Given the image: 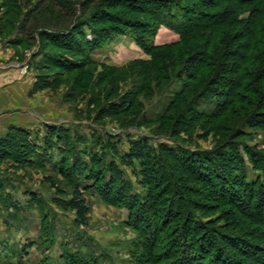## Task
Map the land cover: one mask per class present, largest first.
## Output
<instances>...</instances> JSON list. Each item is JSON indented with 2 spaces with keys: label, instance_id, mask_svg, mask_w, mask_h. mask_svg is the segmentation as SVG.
I'll return each instance as SVG.
<instances>
[{
  "label": "trees",
  "instance_id": "trees-1",
  "mask_svg": "<svg viewBox=\"0 0 264 264\" xmlns=\"http://www.w3.org/2000/svg\"><path fill=\"white\" fill-rule=\"evenodd\" d=\"M6 1L10 6L14 5V9L21 6L15 0ZM80 1L78 4L77 0H71V5H68L71 19L67 24L69 27L65 25L66 29L38 26L36 30L54 48L74 52L84 57L83 61L70 59L68 63L59 57L52 62L50 59L58 54L49 53L45 55V65L51 67L55 63L72 69L96 63L90 56L93 49L104 44L110 33L131 29L138 42L153 57V61L146 65L158 64L163 76L167 77V64L171 63L177 67L174 69L181 71V75L187 73L190 78L187 88L176 94L165 115L160 116V121L164 122L161 128L174 133L177 119L181 120L180 125L190 124L194 128L206 119L211 126H218L221 132L218 146L210 151L169 145L157 147L150 138L141 137L129 139L127 150L121 152L120 142L113 141L110 136L106 139L95 136V142L105 153L99 155L91 149L77 150L75 147L76 141H88L86 135L78 136L75 140L68 130L50 126L51 132L45 139V146L41 147L37 141L31 140L29 131L17 129L6 141L0 142V148L11 143L15 155H22L20 160L24 158L28 162H35L37 159L44 167V163L49 161L55 166L54 169L58 168L67 176L72 190L58 205L63 211L75 213L74 224L78 227L89 223L91 207L87 193L98 192L106 198L110 196L112 202L126 206L131 213V223L149 237V259L156 260L158 257L165 261L163 264H250L248 260L237 259L223 243L224 240L239 253L245 252L246 245L247 252L264 264V230H257L263 236L255 232L257 240L245 236L248 231L254 230L253 226H264V152L249 147L239 139L245 137L244 127L248 123L264 127V0ZM90 3H95L94 7L98 6L92 19L87 18ZM118 5L126 16L136 13L141 14L143 19L135 16H98L99 10L104 11L110 6L117 8ZM77 6L79 9L83 6V12H77ZM110 21H116L124 27L109 31L101 26ZM85 24L95 35V40L88 39L86 30L81 27ZM162 24L178 31L180 39L174 43L154 45L152 39ZM13 42L15 44L19 40ZM167 51L173 53L166 55ZM223 86L227 88L224 90ZM208 93L224 99L217 100L211 111L195 112L194 109L193 112V108ZM131 104H127L124 109H128ZM240 104L244 107L236 106ZM115 106L113 104L110 108L116 109L119 104ZM190 112L193 115L188 118ZM228 112H231L230 116ZM222 117V122L214 120ZM243 144L254 169L262 171L254 181L250 180L247 162L240 150ZM53 147L60 152V162L58 155L50 151ZM126 167L132 168L136 175H142L143 180L139 182L152 189L146 201L126 177ZM179 171L180 174H177ZM45 180L62 191L54 177L47 176ZM192 182L201 186H195ZM187 191L194 196L188 198ZM28 194L27 205L38 200L36 193L29 191ZM206 194H210L214 202L229 206V216L232 218L227 224L230 223L228 227L233 232L221 230L216 221L203 220L197 210L206 211L213 206V202L203 203L198 197ZM12 206L15 212L22 208L20 202H13ZM148 211L157 213V219L161 216L159 229L153 230L151 234L144 232L150 223L148 219L156 222ZM10 215L15 218L14 213ZM172 223L175 226H170ZM165 231L168 233L164 234ZM158 243L162 244L159 252L155 250ZM63 258L65 264H102L97 254H84L79 249L73 251L66 248ZM23 259H20L19 264H24ZM43 263L47 264V260Z\"/></svg>",
  "mask_w": 264,
  "mask_h": 264
},
{
  "label": "rangeland",
  "instance_id": "rangeland-1",
  "mask_svg": "<svg viewBox=\"0 0 264 264\" xmlns=\"http://www.w3.org/2000/svg\"><path fill=\"white\" fill-rule=\"evenodd\" d=\"M15 1L19 2L20 8L14 9V5L10 6L8 1L0 0V142L6 141L17 129H22L29 131L30 139L37 141L42 147L51 132L50 126H53L68 130L75 140L78 136L86 135L88 141H76L75 147L77 150L91 149L99 155L105 153L95 142V136H101L103 139L110 136L113 141L120 142L121 152L127 150L129 139L141 137L150 138L152 144L157 147L169 145L175 148L210 151L218 146L221 132L218 131V126H211L206 119L201 121V125H195V128L190 124L180 125L181 120L177 119L178 125L174 127V133L161 128L164 122L160 121V116L167 111L176 94L187 88L190 78L187 73L181 75V71L174 69L177 67H173L171 63L167 64V77L163 76L158 64L146 65L153 61V57L138 42L131 29L110 33L104 44L93 49L90 56L96 63L85 66L78 64L79 66L72 69L55 63L47 67L45 55L49 53L58 54L50 59L52 62L57 61L59 57L61 61L66 62L70 59L82 62L84 59L74 52L54 48L36 30L38 26L54 30L64 29L70 23L68 5L72 2ZM89 6L87 18L92 19V15L98 11V6L94 7L95 3H90ZM80 8L77 6L76 11L83 12V6ZM121 9L119 5L117 8L110 6L104 11L99 10L98 16H135L143 19L141 14L136 13L126 16ZM64 19L67 22L64 23ZM101 26L109 31L119 26L124 27L116 21L106 22ZM81 27L86 30L88 39H96L88 24ZM74 36L79 40L77 35ZM179 39L178 31L162 24L152 42L154 45H165ZM14 40L19 42L14 44ZM170 52L167 51L166 55L173 53ZM229 77L232 75L229 74ZM226 88L222 87L224 90ZM223 99L222 96L208 93L204 100H200L198 106L193 108V112L194 109L195 112L211 111L215 108L217 100ZM130 103L133 104L124 109ZM113 104H116L115 107L119 104L118 108H110ZM236 106L244 107L241 104ZM230 114L231 112H228L229 116ZM188 115L190 118L193 113ZM223 119L224 117L214 120L222 122ZM244 130L245 137L239 139L249 147L264 152L263 125L248 123ZM10 145L6 143L5 147L0 148V264H19L21 258H24V264H45L44 260H47V264H65L63 251L66 248L73 251L79 249L84 254L93 252L98 255L102 264L165 262L158 257L156 260L148 258L149 237L144 236L137 226L131 223L129 209L119 202H112L110 196L106 198L98 192L87 193L91 207L89 223L86 226H76L75 213L63 211L58 205L72 190L67 176L58 168L54 169L55 166L49 161L44 163L45 167L42 166L35 156L32 157L35 162H28L24 158L20 160L22 155H15ZM240 150L245 156L250 180L258 179L262 171L254 169L244 144L240 146ZM50 151L58 155L60 162L61 155L57 148L53 147ZM124 169L126 177L134 183V190L146 201L152 190L150 186L140 183L139 180H143L142 175H136L132 168ZM177 174H180V171ZM47 176L54 177L62 191L46 181ZM29 191L36 193L38 200L27 205ZM186 195L188 198L194 196L188 191ZM198 197L203 203L213 202V206L208 207L206 211L197 210L203 220L216 221L221 230L234 231L228 227L230 223L227 224L232 218L229 216V206L214 202L210 194ZM13 202H20L21 210L15 212ZM11 213H14L15 218ZM149 214L156 222L148 219L150 223L148 226L144 225L147 226L144 232L151 234L153 230L157 231L161 216L157 219V213L150 211ZM253 229L245 236L257 240L255 232L259 234L257 230L263 231L264 226H253ZM166 233L168 231L164 232ZM259 235L263 236L262 233ZM223 243L237 259L248 260L250 264H260L257 258L247 252L246 245L245 252L239 253L236 248L230 247L228 242L223 240ZM29 244L32 246H28ZM161 245H155L157 252L160 251ZM25 246L28 247L25 249Z\"/></svg>",
  "mask_w": 264,
  "mask_h": 264
}]
</instances>
